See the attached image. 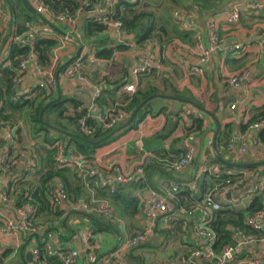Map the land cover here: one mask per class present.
<instances>
[{"label": "crops", "instance_id": "crops-1", "mask_svg": "<svg viewBox=\"0 0 264 264\" xmlns=\"http://www.w3.org/2000/svg\"><path fill=\"white\" fill-rule=\"evenodd\" d=\"M25 1L31 4V0ZM262 1L264 2V0ZM6 2L12 7L14 14L17 15V22L22 24L24 21L23 15L26 14L24 9L26 8L28 10L26 3L23 0H6ZM5 14L10 17L7 12ZM30 14L34 18H37L31 11ZM82 17L84 16H80V18ZM78 22L79 20L76 22L74 28V31L76 30L80 34L79 40L77 41L62 42L61 38L58 41L57 36H62L61 30L63 31L65 28H60L58 32L54 31L55 35H53V38H55L56 43L50 50V55L58 61V67L73 58L78 47L83 46L80 42L81 33L77 29ZM37 28L40 33H49L50 30V27L46 24L42 27L37 23ZM261 33H264V9L254 15L242 13L239 21L235 25H226L220 22L218 24V34L221 42L218 49L211 55L208 63L204 66V71L201 76L192 75L187 72V69L195 61L191 47L178 41L175 44L179 43L182 47L176 52H173L172 48H167L163 45L162 41L157 40L143 44L142 48H138L135 45L133 50L126 49L121 53H115L112 63L109 60V63L104 64L99 69L86 68L85 75L93 83H96L99 79H103V89H108L114 86H109L107 82L104 83V76L110 81L118 79L119 67L124 64L125 71L123 76L125 79L129 67L134 60L142 54L149 55L160 66L159 71H153L157 77L160 79L165 78L171 84L176 80L177 85H172V87L179 93L184 94V98L180 99L189 101L204 109L218 121L220 127L226 123L229 124L228 137H236L246 132V138L248 140L254 136L262 144L261 142H264V133L260 131L248 132L245 129L246 125L264 110V42L261 47L251 45L254 37H257ZM98 36H100V39H106L101 47L116 46L117 44L127 43L130 40L126 35L119 37L108 30H104ZM1 40L3 41L4 38ZM237 42L244 43L245 48L242 51L234 54L233 52L229 53L225 50L227 45ZM2 45L3 43H0V62L4 56ZM92 54L94 55V53ZM8 67L9 62L1 64V69L12 73L13 71H8ZM245 67H248L250 72L240 88L234 90L228 89L220 83L224 76L234 75ZM22 78L19 86V90H22L21 92L27 91L37 81V76L31 68L27 70ZM97 83H100V81ZM56 86L58 87L60 96L78 101L80 103L79 105L83 108L91 106L89 104L91 90L83 87L76 80L69 79L63 81L58 79ZM114 89L110 93H102V97L100 96V100L97 103L99 109L104 106L102 105V98H105L106 101L112 100L113 104L121 101V95L115 93ZM52 90L54 96H56V88ZM189 102L187 104L165 98L150 99L148 110L150 113L141 119V122L135 129L126 130V132L114 135L123 128H120L119 125L117 126V131L113 134L116 140L102 147L96 153V162L94 163L96 167L104 171V175L108 180L112 178V175L110 171L106 172L105 169L111 165H119L126 170L133 169L138 165L141 153L150 154L145 149L153 148L158 144V141L155 144V141L151 139V136L155 132L168 128L173 123L188 124V119H186L185 115L182 116L180 112L193 107ZM233 102L237 104L234 109H230L229 106ZM109 105L111 104L107 106ZM26 109L13 114V118L17 120V127L20 130L15 147L21 144L22 150L19 153H13L15 154L14 157H16L13 158L15 164L11 168L9 175L0 174V219L7 217L15 218L12 204L9 200H6V196H3L2 193V188L7 183L8 177L12 179L21 175L26 169V163H28L30 155L38 159V156L43 155L41 148L45 147L43 143L44 133L33 130ZM198 111L203 117L201 120L202 131L201 133L190 134L192 137L190 143L194 147L196 155H199V153H211L210 141L215 128L212 118L200 110ZM42 120L45 125L52 129L50 130L51 135L56 134V132L65 135L75 132L74 124L46 110L43 111ZM164 131L166 132V130ZM180 135V129L176 128L164 142L163 147L167 149L170 145L172 148H180L182 150V142L178 146L174 142V139ZM34 147L38 149L39 153H31ZM247 150L248 153H251L253 148L248 145ZM181 154L182 151L178 154H175L174 151L166 153L164 158L155 160V162L144 167V178L141 181L136 180L131 183L116 185L117 190L115 193L117 200L114 202L107 198V194L102 187H97L90 179L86 181L81 179L82 181L79 183L78 190L69 195L70 202L79 201L90 196L93 198L96 197L95 199L109 201L116 217L115 222L113 220L109 221L111 223L109 225L112 227L110 231L93 232L94 237L91 242L95 244V252L98 258L114 251L124 239L138 233L146 226L144 219L138 213L135 215H126L120 211L118 204H122L123 201L131 197L139 199L148 188H156L160 183L164 182L178 183L180 186L179 192L183 194L179 197L175 196L174 210L168 215L157 217L147 240L123 255L121 257V264H164L167 261L177 262L188 248L198 243V239L193 234L191 228V218L186 216L184 211L191 208L189 207L190 203L195 201L192 199L193 196L199 193L198 182L202 178H205V183H207L210 176L205 174L200 177L197 176L196 191H188L187 187L192 182L195 174L196 162L180 174H173L162 169L163 162L161 161L176 158ZM241 159L255 162L250 155H244ZM102 193L105 195L101 196ZM98 194H101L100 197ZM248 202L249 199L243 200L241 206L246 207ZM236 209L242 208L237 207ZM75 214L76 211L70 209L69 203H63L54 208L51 207L50 211H37L34 215V222L40 227L38 236L29 237L22 233H14L9 236L0 237V256L8 252L6 257L1 258L0 264H31L30 251L36 244L46 241L52 242L58 248L70 246L78 250L83 249L84 244L80 234L88 228V225L85 220ZM260 251L264 254V246ZM75 264H86L84 257L81 256ZM95 264H101V262L98 261ZM196 264L203 263L197 260Z\"/></svg>", "mask_w": 264, "mask_h": 264}, {"label": "built area", "instance_id": "built-area-1", "mask_svg": "<svg viewBox=\"0 0 264 264\" xmlns=\"http://www.w3.org/2000/svg\"><path fill=\"white\" fill-rule=\"evenodd\" d=\"M82 0L78 9L69 13L62 10L57 14H51L39 0H31L28 5L40 18L24 20L22 22L23 31L19 34H12L10 42L18 47H27L25 55L15 60L13 67L9 61L8 71H13L11 88H16L22 82V77L29 68L37 76L34 87L43 90L45 94L53 91L57 80L63 81L74 79L85 88L91 90L90 105L87 108L78 106L74 113L78 115L75 130L90 136L96 131H107L115 128L127 116L125 112L115 107L99 109L93 106V102L98 98L101 92V84H94L85 75L86 68L99 69L107 63L104 59L94 57L93 52L86 46H79V53L73 57L58 72V61L50 55L46 67L38 63L35 53L32 50V44L36 36L44 38H53L54 30L49 26L53 25L57 30H61L62 42L79 40V33L75 30L76 22L80 16H89L97 25L104 30L113 32L116 36L123 37L124 31L122 23L114 18L115 7L120 2L133 3L135 0ZM88 7L86 12L84 8ZM264 9L262 0H230L223 10H216L212 13L205 12L201 6L193 2H185L181 7L174 9L170 14V19L177 25L181 31H191L193 33L192 53L195 57L194 63L187 69L192 75L201 76L204 66L208 63L211 55L218 49L220 37L218 34V24L223 22L226 25H235L242 13L254 15ZM84 14V15H83ZM41 19L50 27L49 33H40L37 28V21ZM8 29V31H7ZM10 33V17L0 9V43H4L6 36ZM64 34V35H63ZM4 38L2 41L1 39ZM57 41V42H58ZM264 42V33L259 34L251 41V45L261 47ZM242 42L227 45L225 50L236 54L245 48ZM81 45V44H79ZM123 45L127 49L133 50L135 43L129 41ZM182 47L176 43L172 51L176 52ZM160 66L154 62L149 55L142 54L138 56L130 65L125 83L118 88V93L133 94L136 89L138 78L151 71H159ZM249 68H242L239 72L231 76H224L220 83L228 89H238L249 75ZM44 94V95H45ZM12 101L16 96H11ZM237 103L233 102L229 108L234 109ZM183 116H192L200 120L203 119L201 113L196 108H187L180 112ZM246 131H260L264 133V117L257 118L246 125ZM95 131V132H94ZM94 132V133H93ZM192 137L189 135L182 141V154L172 161L163 160L164 167L173 174L184 172L191 164L196 162L195 174L192 182L187 187L188 191H196L197 176L213 177L212 184L207 187L201 197L192 202L191 208L184 211L185 215L191 218V228L193 234L197 237L198 243L188 248L184 255L180 256L177 262L167 261L164 264H196L199 260L203 264H264V254L260 249L264 246V173L256 174L251 170H225L217 171L215 166L210 163V153H199L196 155L194 147L191 145ZM252 136L249 140L246 138V132L236 137H228L225 150L234 160L233 163L241 159L244 155H250L255 161H264V142ZM13 143L10 130L0 126V173L5 172L14 166L15 161L8 157V145ZM250 145L253 150L248 153L247 146ZM53 150L52 162L55 167H68L75 170L83 180L90 179L97 187H102L108 195H112L116 190V185L141 181L144 177L143 166L151 164L154 157L151 154L141 153V158L137 166L131 170H126L119 165H111L105 171L111 172L112 178L106 179L104 171L98 167L88 165V161L72 150L66 149L64 143L55 140L51 146ZM238 158V159H235ZM33 159L28 160L29 165H33ZM96 159L92 161L95 163ZM251 162V163H255ZM245 163V162H243ZM264 168V167H263ZM198 179V178H197ZM180 191L178 183H160L156 188H148L138 199L137 211L144 219L146 226L138 233L124 239L118 247L109 253L98 258L95 252V244L91 242L94 234L91 230H83L80 234L84 244L83 249H74L70 246L56 247L52 242H43V253L36 247L30 251L31 264H39L40 255L56 256L60 264H75L83 256L86 264H95L98 261L101 264H121V257L131 249L144 243L151 234L152 226L157 217L168 215L174 210L175 194ZM255 195H263L261 208L254 214H244L243 223L247 230L227 226L230 243L221 246L217 251L214 249L216 235L209 226V213L219 210L223 205L227 208H245L242 207V201L251 199ZM50 203L54 206H60L64 203L66 196L61 184L56 181L53 194L49 197ZM70 209L76 212L96 214L107 220L116 221L114 210L109 201L95 199L93 197L80 200L78 203L70 204ZM15 218H3L0 224V237L9 236L14 233H22L26 236L35 237L40 233V227L31 221L33 207L24 203L21 206L13 207ZM255 232V233H253ZM57 248V250H56Z\"/></svg>", "mask_w": 264, "mask_h": 264}, {"label": "trees", "instance_id": "trees-1", "mask_svg": "<svg viewBox=\"0 0 264 264\" xmlns=\"http://www.w3.org/2000/svg\"><path fill=\"white\" fill-rule=\"evenodd\" d=\"M1 6L0 9L3 12H7L10 15V33L6 36L5 42L2 45V49L4 50V56L1 58L0 62V69L1 64L9 61L11 65L15 66V60L23 55L26 54L28 48L27 47H18L10 42V37L12 34H19L23 31L22 24L17 22V15L14 14L12 7L6 2V0H0ZM42 5L51 13L57 14L62 10H66L69 13L75 12L78 7L81 5L82 0H39ZM173 3V8H179L185 2H193L201 6V8L207 12L212 13L216 10H223L226 6L227 2L230 0H170ZM7 5H6V3ZM92 3V0L90 1ZM146 7V3L143 1L140 4L138 0H135L133 3H124L120 2L115 7V14L114 18L117 19L122 23V29L124 34L128 39L133 41L138 48H142L143 44L151 42V41H163L161 37L166 32L165 24H168V19L166 18H159V22L156 23L158 17L154 15L153 12H148L147 10L143 9ZM137 8V9H136ZM88 7L84 8L83 11L86 12ZM26 14L23 15L24 20H32L35 19L33 15L30 14V10L24 9ZM84 15V14H83ZM33 16V17H32ZM32 17V18H30ZM15 19V20H14ZM39 25L42 27L45 26L44 22L41 20H36ZM172 22V20H171ZM173 23V22H172ZM170 27V26H169ZM168 28V27H167ZM171 28V27H170ZM77 29L81 33L80 42L82 45L88 47L90 51L94 53V56L97 58H103L104 60L109 63L113 62V55L115 53H121L127 49V46L123 44H117L116 46H108V47H101L102 44L106 41V39L97 38L98 35L104 31V28L100 25L95 24L89 16H85L79 18ZM169 29V28H168ZM173 34H166L163 39L165 40V46L171 44L169 47L170 49L175 44V42H181L182 44L187 45L188 47H192L193 45V33L191 31H181L175 30L171 28ZM129 40V41H130ZM55 38H44L42 36H36L34 42L32 44V50L35 53L36 59L39 64L43 67H46L49 62V52L55 46ZM163 43V42H162ZM164 45V44H163ZM119 70V77L114 81H110L104 76V83L107 82L110 87L108 89H103L104 85L101 87V92H99L98 98L93 102V106L98 108L97 105L98 101L100 100V96L102 97V93H110L114 88V92L121 95V101L119 103H114L112 100H107L102 98V105L106 108L115 107V110L121 108L126 116H130L140 104L143 103L141 108L135 114L133 121L131 124L127 125L126 127L122 128L121 131L116 132H126V130L135 129L136 126L141 122V119L146 115L149 114V103L152 96L156 94L160 95H168L175 98H184V94L179 93L175 90L170 84L167 79H161L163 83L164 89L159 90L156 86L153 85L154 79L156 74L151 71L148 74L141 75L136 84V89L133 94H122L118 93V88L125 83L124 79V71L125 65H121ZM0 126L4 127L8 130H12L11 137L13 143L8 145V157L13 159L15 154L21 151V144L15 147L17 136L19 135L20 130L17 127V120L13 118L14 113H19L23 109L27 110V115L29 122L33 126V130L35 132L42 131L44 133L43 136V143L44 146L41 148L42 156H38V159L30 155L29 159H33V165H29L26 163V169L21 173V175L10 179L8 177L7 183L2 188L3 196H6V200H9L13 207H18L23 205L24 203L30 204L33 207V213L31 221L34 222V215L37 211L45 210L50 211L51 207L54 206L50 203L49 197L53 194L54 184L58 181L61 184V187L64 191L66 199L64 203H78L79 201L70 202L69 195L74 193L79 188V183L82 181L81 177L78 173L73 169H69L68 167L58 168L55 167L52 162L53 150L48 148L52 145L55 140H60L64 143L66 149L72 150L76 154L80 155L83 159L88 161V165L95 167L96 165L92 163L95 159L96 153L104 146L109 145L111 142L116 140L114 135L109 137L107 140L96 143L101 138L107 136L109 133L113 132L117 127L101 132V131H94L93 135L87 136L75 130L73 134L65 135L59 132L56 134L51 135L50 130L51 128L44 126L42 123L44 121L39 120V114L41 112L42 107L51 99L54 98L53 91L50 93L45 94L43 90H39L34 86L28 88L27 91L21 92L19 90V86L14 89L11 88L12 85V73H8L5 70L1 69L0 73ZM126 76V75H125ZM158 78V77H157ZM106 79V80H105ZM103 79H99L97 82L100 81L102 83ZM96 82V83H97ZM94 83V84H96ZM97 83L96 85L100 84ZM168 87H167V86ZM21 88V87H20ZM45 94V95H44ZM11 96H16V99L12 101L10 98ZM80 103L71 98H64L60 96L59 100L51 104L46 111L55 114L59 118L67 119L70 123L76 126L77 117L78 115L74 113V109L77 108ZM108 104H111L107 106ZM199 104V103H198ZM200 105V104H199ZM201 106V105H200ZM101 107L100 109H102ZM264 117V110L261 112L257 118ZM188 119V124H177L173 123L172 126L164 129H160L159 131L155 132L151 139L158 141V144L153 148L145 149L149 152L153 157L154 161L162 159L166 156V153L173 152L175 154L180 153L182 150L180 148H172L169 145L167 149H165L164 142L168 139V137L174 132L176 128L180 129L181 135L174 139V142L180 144L188 135L190 134H197L201 133L202 128V121L198 118L192 116H186ZM253 120V121H254ZM252 122V121H251ZM124 123L119 124L121 126ZM250 123V122H249ZM248 123V124H249ZM180 125V126H179ZM229 124L226 123L220 127V130L215 139V148L219 156L230 163H233L234 160L231 159L229 154L225 152V144L226 140L228 139L229 133ZM166 130V132L164 131ZM20 142V141H19ZM15 147V148H14ZM23 151L26 152L25 149ZM32 154L39 153L38 149L34 147ZM173 159H166V161H172ZM251 163L250 160H237L235 163ZM210 163L215 166L217 171H221L222 169L227 170H253L256 174H263L264 168L263 167H254V168H235L233 166H224L216 162L213 158L210 159ZM143 166V173H144ZM162 169L166 172H169L165 167L164 163L162 165ZM11 172V168L7 169L2 174H7ZM1 174V173H0ZM213 177L210 176V179L207 183H205L206 179L202 178L201 181L198 182V191L199 193L196 196H193V200L197 201L200 198L201 192H203L207 187H209L213 182ZM117 190V187H116ZM115 190V191H116ZM107 194V193H106ZM183 193L177 192L175 196L179 197ZM189 194V192H188ZM101 194H98L100 197ZM105 194L102 193L101 196ZM96 198V197H95ZM107 198L112 200L113 202L117 200V195L114 192L112 195L107 194ZM263 195H255L251 197L247 206L243 209H236V208H227L223 205L219 210L212 211L209 213V226L214 231L216 235V243L214 245V249L217 251L221 246L230 243L229 233L227 231V226H231L233 228H239L247 230L246 225L243 223L244 214L252 215L256 211H258L262 206ZM137 204L138 199L131 197L122 204H118V208L120 211L126 215H135L138 213L137 211ZM193 204L190 203L191 207ZM188 207V208H189ZM187 208V209H188ZM79 213V214H77ZM75 215H79L80 218L86 221L88 228L86 230L91 229L92 232H100V231H110L112 228L109 225V221L105 218L100 217L96 214H88L83 212H76ZM3 219H0V224L3 222ZM111 224V223H110ZM255 233V232H253ZM31 237V236H29ZM43 243H38L34 247H36L41 253H43ZM33 247V248H34ZM57 250V248H56ZM8 252L3 253L0 256L1 258L6 257ZM39 264H60L56 256H42L40 255Z\"/></svg>", "mask_w": 264, "mask_h": 264}, {"label": "water", "instance_id": "water-1", "mask_svg": "<svg viewBox=\"0 0 264 264\" xmlns=\"http://www.w3.org/2000/svg\"><path fill=\"white\" fill-rule=\"evenodd\" d=\"M23 1L26 3L28 9H29V10H30L35 16H37L38 18H40L38 15L35 14V12H34V11L32 10V8L28 5V3H27L25 0H23ZM49 26H50L54 31L58 32V30H57L53 25H51L50 23H49ZM263 51H264V49H263ZM78 53H79V50L76 51L75 56H77ZM135 55H137V53H135ZM68 62H69V60H68L67 62H65L61 67H63L64 65H66ZM61 67H60L59 69H61ZM55 88H56V96H55L52 100H50L49 102H47V103L42 107L41 112H40V114H39V120H41V117H42V113H43V111L46 110L51 104H53L54 102H56V101L59 100L60 95H59V92H58V87L55 86ZM153 98H165V99H170V100H175V101H181V102H184V103H187V104H188V102H189V101H185V100L180 99V98H175V97H172V96H162V95H158V94L152 96V97L149 98V99H153ZM189 104H191L193 107H195L196 109L200 110L201 112L205 113L206 115H209L204 109L200 108L199 106H197V105H195V104H192V103H190V102H189ZM142 105H143V103L140 104V105L138 106V108H137V109H136V110H135V111H134V112H133L128 118H127L126 122H125L120 128H122V127L124 128V127H126L127 125L131 124V122H132V120H133L135 114H136L137 111L141 108ZM209 116L212 118V120H213V122H214V125H215L214 131H213V133H212L211 141H210V147H211V156H212V158H213L216 162H218L219 164L224 165V166H233V167H235V168H254V167H264V161H259V162H255V163H230V162H227V161L223 160V159L219 156V154L217 153L216 148H215V139H216V136H217V134H218V132H219L220 126H219L218 121H217L212 115H209ZM42 124L45 125L44 123H42ZM45 126H47V125H45ZM47 127H48V126H47ZM116 131H117V129H116L114 132H116ZM114 132L109 133L107 136L101 138V139L98 140L96 143H101V142L107 140L109 137H111V136L114 134Z\"/></svg>", "mask_w": 264, "mask_h": 264}, {"label": "rangeland", "instance_id": "rangeland-1", "mask_svg": "<svg viewBox=\"0 0 264 264\" xmlns=\"http://www.w3.org/2000/svg\"><path fill=\"white\" fill-rule=\"evenodd\" d=\"M145 2L146 3V7L145 8H143V9H145V10H147L148 12H153L154 13V15L155 16H157L158 17V19H157V21H156V23H158L159 22V18H166V19H168V24H165L164 25V27H166L165 29H166V32H165V34H163L162 35V37H161V40H163L162 42H163V44L165 45V40L166 39H163L164 38V36L166 35V34H168V35H170V34H173V32H172V30H170L171 28H173V29H177L178 30V27H177V25H175L174 23H172L171 22V19H170V14H171V12L174 10V8H173V3L170 1V0H138V3L140 4L141 2ZM137 9V8H136ZM160 23V22H159ZM171 28H170V27ZM97 38H100V36H98ZM170 46H171V44H170ZM169 46V44L168 45H166V47L167 48H169L170 47ZM157 77H155V79H156ZM154 79V80H155ZM171 84V83H170ZM153 85L154 86H156L159 90H162V89H164V87H163V83L161 82V79L158 77L156 80H155V82L153 83ZM172 85H177V82H176V80H175V82L174 83H172L171 84V86ZM167 86V85H166ZM168 87V86H167ZM158 95H160V94H158ZM162 96H165V95H162ZM166 96H168V95H166ZM10 132L12 133V130H10ZM122 137V136H121ZM24 153V152H23ZM232 159V158H231Z\"/></svg>", "mask_w": 264, "mask_h": 264}, {"label": "clouds", "instance_id": "clouds-1", "mask_svg": "<svg viewBox=\"0 0 264 264\" xmlns=\"http://www.w3.org/2000/svg\"><path fill=\"white\" fill-rule=\"evenodd\" d=\"M74 57H75V55H74ZM71 59H72V58H71ZM71 59H70V60H71ZM70 60H69V61H70ZM62 65H63V64H62ZM62 65H60V66L57 68L58 72L63 68V67H61ZM60 67H61V69H59ZM12 76H13V72H12ZM18 86H19V85H18ZM18 86H17V87H18ZM17 87H16V88H17ZM16 88H15V89H16ZM54 88H55V87H54ZM54 97H55V96H54ZM51 100H52V99H51ZM48 102H49V101H48ZM193 108H194V107H193ZM42 114H43V113H42ZM127 117H128V116H127ZM41 118H42V117H41ZM125 119H126V118H125ZM125 119H124L123 121H125ZM126 120H127V119H126ZM123 121H122V122H123ZM132 121H133V120H132ZM122 122H121V123H122ZM123 124H124V123H123ZM123 124H122V125H123ZM118 125H119V124H118ZM118 125H117V126H118ZM122 125H121V126H122ZM44 126H45V125H44ZM117 126H116V127H117ZM121 126H120V127H121ZM49 128H50V127H49ZM116 129H117V128H116ZM116 129H115V130H116ZM115 130H114V131H115ZM114 131H113V132H114ZM188 136H189V135H188ZM210 154H211V153H210ZM211 157H212V156H211Z\"/></svg>", "mask_w": 264, "mask_h": 264}]
</instances>
